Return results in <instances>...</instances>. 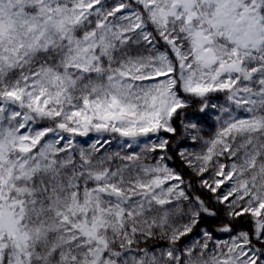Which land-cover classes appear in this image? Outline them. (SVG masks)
<instances>
[{
  "label": "snow or ice",
  "instance_id": "1",
  "mask_svg": "<svg viewBox=\"0 0 264 264\" xmlns=\"http://www.w3.org/2000/svg\"><path fill=\"white\" fill-rule=\"evenodd\" d=\"M0 264H264V0H0Z\"/></svg>",
  "mask_w": 264,
  "mask_h": 264
},
{
  "label": "trees",
  "instance_id": "2",
  "mask_svg": "<svg viewBox=\"0 0 264 264\" xmlns=\"http://www.w3.org/2000/svg\"><path fill=\"white\" fill-rule=\"evenodd\" d=\"M209 103H215L218 105L216 109L208 108L205 110V112L201 113L197 109L200 106V101L193 100L191 107L185 110L184 117L185 119H191L195 118L199 124V131L198 135L203 138V140H207L211 138L214 133L217 131V129L220 127V121L217 119L218 117H222L223 114L219 110L220 105H226L227 102L225 100V94L223 93H215L212 94V96L209 99ZM178 128V135L176 137H173L174 146H179L181 148H188L191 151H199L203 141H197L192 142L190 139L186 138L185 133L180 129V124L177 122L176 124ZM196 134V133H193ZM161 136L168 135L166 133H161ZM97 139H100L101 142H103V139H108L110 141L109 144L105 145L104 149L101 150V152H107V153H114V152H120L122 155L128 154L131 152H140L145 144H148L151 142L149 138H139L137 142H132L129 138H123L119 137L118 134L115 133H95L90 132L88 136L82 137L78 136L76 137V142L79 144V146L88 148L92 143H95ZM152 139H155L153 137ZM84 143V144H81ZM132 144V147H126L127 144ZM170 155L175 156V153L172 152ZM176 165L183 168L182 165H179V161H176ZM183 173L186 180H191L193 184H196L198 182V178L187 168H183ZM202 191L203 197L209 202L212 203V194L209 193L207 190H200ZM219 210L220 213V219L219 220H211L207 221L210 226L217 225L224 221V212L225 209L221 205H213ZM237 227H247L246 224H243L242 222L237 225ZM199 231V230H197ZM193 235H196V233H193ZM219 238L224 239L227 238L226 235H222ZM191 239V237L189 238Z\"/></svg>",
  "mask_w": 264,
  "mask_h": 264
},
{
  "label": "rangeland",
  "instance_id": "3",
  "mask_svg": "<svg viewBox=\"0 0 264 264\" xmlns=\"http://www.w3.org/2000/svg\"><path fill=\"white\" fill-rule=\"evenodd\" d=\"M81 144H84V143L81 142Z\"/></svg>",
  "mask_w": 264,
  "mask_h": 264
}]
</instances>
